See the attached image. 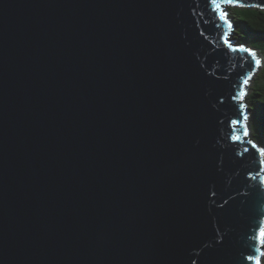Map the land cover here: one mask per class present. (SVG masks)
I'll return each instance as SVG.
<instances>
[{"label":"water","instance_id":"95a60500","mask_svg":"<svg viewBox=\"0 0 264 264\" xmlns=\"http://www.w3.org/2000/svg\"><path fill=\"white\" fill-rule=\"evenodd\" d=\"M217 3L0 0V264L262 260L261 58Z\"/></svg>","mask_w":264,"mask_h":264},{"label":"trees","instance_id":"16d2710c","mask_svg":"<svg viewBox=\"0 0 264 264\" xmlns=\"http://www.w3.org/2000/svg\"><path fill=\"white\" fill-rule=\"evenodd\" d=\"M228 14L236 26L235 38L254 47L264 58V8L230 5ZM249 101L252 110L253 140L264 145V66L251 85ZM261 261V264H264V257Z\"/></svg>","mask_w":264,"mask_h":264},{"label":"snow or ice","instance_id":"6c2138e0","mask_svg":"<svg viewBox=\"0 0 264 264\" xmlns=\"http://www.w3.org/2000/svg\"><path fill=\"white\" fill-rule=\"evenodd\" d=\"M238 2H239V0H224V4H226V5H236V4H238ZM209 3L215 6V10H219L221 8V4L217 3V0H209ZM219 15H220L221 19H224L227 22V13H225L223 11H220ZM227 26L229 28H231L232 24L230 22H227ZM251 55L253 57H255V53H251ZM255 63L257 65H259L260 61L256 60ZM243 83L246 85L248 83V81L245 80V81H243ZM239 95H240L241 98H243L244 93H240ZM234 99H235V97H234ZM243 107H244V105L241 104V108H243ZM241 119L243 121H247L249 119V117L247 115H243L242 114ZM241 119L234 120V121H232V123L240 125L243 128V135L244 136H248L249 135V129H248L246 124H243L241 122ZM234 139L239 140L240 137L239 136H235ZM257 229H259L258 238H259L260 244H261V246H264V228H260V226L257 225ZM261 255L264 256V253H262ZM246 259L249 260V261H253L254 260L255 264H261V257L255 256V255H248L246 257Z\"/></svg>","mask_w":264,"mask_h":264},{"label":"rangeland","instance_id":"374dc122","mask_svg":"<svg viewBox=\"0 0 264 264\" xmlns=\"http://www.w3.org/2000/svg\"><path fill=\"white\" fill-rule=\"evenodd\" d=\"M227 10L229 11V7L227 8ZM228 17H229V14H228ZM235 34H236V26L234 25V27H233V31H232V36H233V38L236 37ZM257 54H258V56L261 58L260 66H259V68L257 69V71L255 72V74L252 76V78L250 79L249 84H248V88H247V104H248V107H249L250 125H251V116H252V110H251V108H250L251 105H250V103H249V102H250V101H249V95H250V93H251V85L253 84V81H254L255 77L258 75V73L261 71V69H262L263 66H264V58H263L262 54H261L259 51H257ZM251 131H252V129H251ZM252 133H253V132H252ZM261 147H262V150H263V152H264V145H261ZM263 253H264V249H263ZM263 257H264V256H262V259H263Z\"/></svg>","mask_w":264,"mask_h":264}]
</instances>
